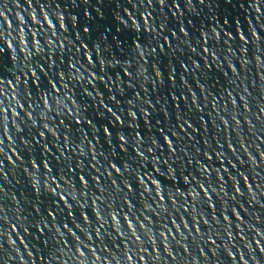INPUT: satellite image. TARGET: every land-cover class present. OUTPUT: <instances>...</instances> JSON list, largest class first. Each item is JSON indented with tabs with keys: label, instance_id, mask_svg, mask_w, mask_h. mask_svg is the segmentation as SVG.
I'll return each mask as SVG.
<instances>
[{
	"label": "water",
	"instance_id": "95a60500",
	"mask_svg": "<svg viewBox=\"0 0 264 264\" xmlns=\"http://www.w3.org/2000/svg\"><path fill=\"white\" fill-rule=\"evenodd\" d=\"M0 264H264V0H0Z\"/></svg>",
	"mask_w": 264,
	"mask_h": 264
}]
</instances>
